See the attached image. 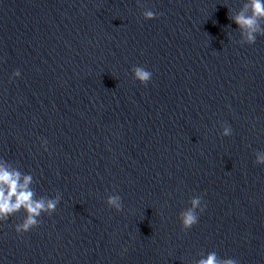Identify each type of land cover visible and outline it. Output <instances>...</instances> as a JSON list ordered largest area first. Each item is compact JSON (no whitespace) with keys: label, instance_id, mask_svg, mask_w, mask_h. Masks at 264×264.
I'll return each instance as SVG.
<instances>
[{"label":"water","instance_id":"obj_1","mask_svg":"<svg viewBox=\"0 0 264 264\" xmlns=\"http://www.w3.org/2000/svg\"><path fill=\"white\" fill-rule=\"evenodd\" d=\"M0 264H264V0H0Z\"/></svg>","mask_w":264,"mask_h":264}]
</instances>
